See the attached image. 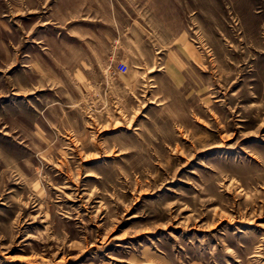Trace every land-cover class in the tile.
<instances>
[{
  "label": "rangeland",
  "instance_id": "374dc122",
  "mask_svg": "<svg viewBox=\"0 0 264 264\" xmlns=\"http://www.w3.org/2000/svg\"><path fill=\"white\" fill-rule=\"evenodd\" d=\"M0 264H264V0H0Z\"/></svg>",
  "mask_w": 264,
  "mask_h": 264
},
{
  "label": "built area",
  "instance_id": "2783aa9c",
  "mask_svg": "<svg viewBox=\"0 0 264 264\" xmlns=\"http://www.w3.org/2000/svg\"><path fill=\"white\" fill-rule=\"evenodd\" d=\"M119 70L121 71H126L127 70V64L124 62H121L120 65L118 66Z\"/></svg>",
  "mask_w": 264,
  "mask_h": 264
}]
</instances>
